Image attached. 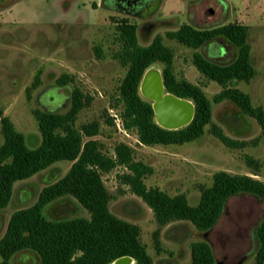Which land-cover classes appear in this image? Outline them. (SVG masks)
Here are the masks:
<instances>
[{
    "label": "rangeland",
    "instance_id": "rangeland-1",
    "mask_svg": "<svg viewBox=\"0 0 264 264\" xmlns=\"http://www.w3.org/2000/svg\"><path fill=\"white\" fill-rule=\"evenodd\" d=\"M113 5L112 0H0V107L24 135L27 146L34 148L40 143L33 111L66 113L70 91L76 87L93 100L78 112L75 127L98 121L100 133L93 139L110 156L118 142L130 146L135 160L153 168V173L144 180L146 186L158 187L170 196L184 194L188 203L195 205L199 199L198 186H209L214 172L246 173V155L261 163L259 177L264 181V136L258 124L229 101L213 103L212 98L221 87L197 72L191 60L195 50L165 36L182 24L199 29L233 22L248 26L250 63L257 74L249 83L234 85L250 96L252 105L264 109V0H153L131 15ZM123 17L137 25L140 45H149L156 35L162 37L164 46L173 53L174 76L202 88L211 103L212 123L228 137L246 141L243 149L221 144L209 132V125L201 138L182 145L144 146L137 142L133 132L120 131L119 122L113 121L116 120L113 115L119 118V109L112 108L110 100L125 71L114 58L118 48L115 25ZM196 51L203 52L211 61L227 63L236 49L217 40ZM162 67L161 63H155L146 71L161 75ZM37 72V85L32 87ZM63 74L68 75L70 82L59 86L55 81ZM138 90L143 99L151 102L142 91V79ZM106 116L113 119L112 126L105 123ZM154 121L157 123L155 113ZM2 141L0 134V144ZM70 165L71 162L60 160L30 178L15 182L9 204L0 209V238L10 215L32 205L40 190L60 179ZM123 172L124 168L116 167L102 174L110 195L108 208L116 217L139 227L140 240L153 264H189L190 245L199 240L211 245L215 264L253 262L254 229L264 215L261 201L246 194L229 198L218 222L206 233L188 221H172L160 227L151 209L116 178ZM43 213L53 221L89 217L70 196L51 202ZM156 230L159 252L153 238ZM24 253L12 257L11 263L37 264L34 254L28 252L24 258Z\"/></svg>",
    "mask_w": 264,
    "mask_h": 264
},
{
    "label": "trees",
    "instance_id": "trees-1",
    "mask_svg": "<svg viewBox=\"0 0 264 264\" xmlns=\"http://www.w3.org/2000/svg\"><path fill=\"white\" fill-rule=\"evenodd\" d=\"M137 25L127 17L117 19L114 54L125 71L112 96L110 105L119 109L123 128L133 132L137 142L144 146L182 145L201 138L206 126L221 144L228 148L243 149L248 143L235 140L212 123L211 103L202 88L181 78L172 70L173 53L164 46L162 37L156 35L149 45L137 41ZM166 38L194 49L192 64L206 79L216 82L221 90L212 98L218 104L226 100L233 103L242 114L251 117L264 136V109L252 105L250 96L234 84L249 83L257 71L250 63L248 26L227 23L211 28H195L182 24L174 31L165 33ZM222 40L236 49L227 63L208 59L196 49ZM155 63L163 65L161 79L165 93L185 99L193 105L191 121L178 129H166L154 121L151 102L139 95V83L144 72ZM39 72L32 87L37 85ZM59 86L70 82L68 75L56 81ZM30 87L26 88L28 95ZM93 98L74 87L70 91V107L66 113L35 109L40 143L34 148L27 146L25 137L18 132L11 119L0 107V209L5 208L12 197L15 182L32 177L54 162H71L67 172L57 181L43 187L36 201L27 208L14 211L0 238V264H12L18 253H32L37 264H112L122 258H130L133 264H153L145 245L140 240V230L135 224L113 215L109 208L110 195L102 181V174L116 167L125 172L117 179L153 212L158 226L172 221H188L200 232H209L218 222L229 198L246 194L264 204V182L251 176L216 171L209 186H198L199 199L195 205L188 203L184 194L170 196L158 187L146 186L144 180L153 168L133 157V150L118 142L110 156L102 150V144L93 139L100 133L96 120L75 127L78 112L87 107ZM110 117L105 123L112 126ZM257 141V139H255ZM245 165L256 176L261 165L251 156H244ZM70 196L88 213L89 217L68 220H48L43 210L51 202ZM158 230L153 233L156 251H160ZM256 249L251 264H264V215L254 229ZM189 264H215L211 245L199 240L190 245Z\"/></svg>",
    "mask_w": 264,
    "mask_h": 264
},
{
    "label": "water",
    "instance_id": "water-1",
    "mask_svg": "<svg viewBox=\"0 0 264 264\" xmlns=\"http://www.w3.org/2000/svg\"><path fill=\"white\" fill-rule=\"evenodd\" d=\"M154 71H145L142 76V91L145 96L152 100V109L157 115V124L166 129H178L186 126L193 116V105L190 101L179 99L169 93L164 92L161 75L157 74V89L152 90L151 81L148 75ZM130 258H122L114 261L112 264H124L131 262ZM133 262V261H132Z\"/></svg>",
    "mask_w": 264,
    "mask_h": 264
},
{
    "label": "flooded vegetation",
    "instance_id": "flooded-vegetation-1",
    "mask_svg": "<svg viewBox=\"0 0 264 264\" xmlns=\"http://www.w3.org/2000/svg\"><path fill=\"white\" fill-rule=\"evenodd\" d=\"M114 5L118 10H126L124 11L125 13L131 15L133 12H137L140 11L143 8H146L149 3L153 0H112ZM209 12H211V10L209 9ZM218 50V54H219ZM221 52V51H220ZM225 52H226V47H225ZM224 52V54H225ZM222 54V53H220ZM152 86V90H156L157 89V81L155 79H153L150 83ZM152 103V101H151Z\"/></svg>",
    "mask_w": 264,
    "mask_h": 264
},
{
    "label": "crops",
    "instance_id": "crops-1",
    "mask_svg": "<svg viewBox=\"0 0 264 264\" xmlns=\"http://www.w3.org/2000/svg\"><path fill=\"white\" fill-rule=\"evenodd\" d=\"M118 11H120V10H118ZM123 13H125V12H123ZM125 14H127V13H125ZM197 18H198V17H197ZM259 164L261 165V163H259ZM261 167H262V165H261ZM260 169H261V168H260ZM219 171H226V170H219ZM226 172H228V173H230V174H241V173H231V172H229V171H226ZM259 173H260V172H259ZM241 175H247V176L255 177V178H257V179L260 180L259 174L256 175V176L252 175V174H251V171H250L249 168H247V172H246V173L241 174ZM261 181H262V180H261ZM263 182H264V181H263Z\"/></svg>",
    "mask_w": 264,
    "mask_h": 264
},
{
    "label": "built area",
    "instance_id": "built-area-1",
    "mask_svg": "<svg viewBox=\"0 0 264 264\" xmlns=\"http://www.w3.org/2000/svg\"><path fill=\"white\" fill-rule=\"evenodd\" d=\"M113 116H114V118L116 119V120H113V121H117V122H119V124H120V126H119V124H117V125H118V128L120 129V131H121L123 134H127V133H126L127 131L123 128L121 118H120V117L117 118L116 115H113ZM119 129H118V130H119Z\"/></svg>",
    "mask_w": 264,
    "mask_h": 264
},
{
    "label": "bare ground",
    "instance_id": "bare-ground-1",
    "mask_svg": "<svg viewBox=\"0 0 264 264\" xmlns=\"http://www.w3.org/2000/svg\"><path fill=\"white\" fill-rule=\"evenodd\" d=\"M156 78H157V74H155L154 72H152V73H150L148 75V79H152L153 80V79H156ZM124 264H133V262L131 261V262H127V263H124Z\"/></svg>",
    "mask_w": 264,
    "mask_h": 264
}]
</instances>
